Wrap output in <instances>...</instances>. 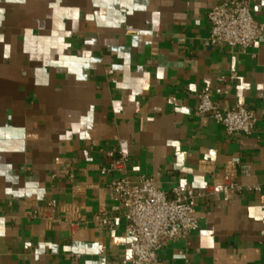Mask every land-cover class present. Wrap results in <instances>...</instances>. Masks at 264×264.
Wrapping results in <instances>:
<instances>
[{
	"label": "crops",
	"instance_id": "crops-1",
	"mask_svg": "<svg viewBox=\"0 0 264 264\" xmlns=\"http://www.w3.org/2000/svg\"><path fill=\"white\" fill-rule=\"evenodd\" d=\"M217 1L0 0V264H121L124 220L91 222L116 214L110 150L132 181L200 194L198 230L163 264H264V35L204 47ZM248 2L264 22V0ZM203 89L253 110L254 131L196 117ZM225 177L259 190L224 191Z\"/></svg>",
	"mask_w": 264,
	"mask_h": 264
},
{
	"label": "built area",
	"instance_id": "built-area-1",
	"mask_svg": "<svg viewBox=\"0 0 264 264\" xmlns=\"http://www.w3.org/2000/svg\"><path fill=\"white\" fill-rule=\"evenodd\" d=\"M209 26L203 40L206 48L227 47L229 50H245L264 35V22L256 21L251 13L248 0H219L206 13ZM126 34L138 35L137 29L125 26ZM151 43V38L144 40ZM111 75L112 70H106ZM194 114L198 118L209 116L223 128L225 135H249L255 128L253 110L242 104H220L213 100L207 90L197 94ZM109 162L102 168L105 173H116L107 184L108 197L117 208L116 214L103 211L95 214L91 222L95 226H110L111 221L120 217L124 220L125 232L130 236L126 242L128 255L121 264H163L159 250L168 242L185 240L198 230L195 216V201L199 193L190 188L181 191L177 185L167 194L148 177L140 175L135 181L125 173V158L114 150L107 151ZM247 172V166H241ZM221 189L240 193L244 190L258 191L259 186H242L232 178L225 177ZM54 204L50 200L31 216H43Z\"/></svg>",
	"mask_w": 264,
	"mask_h": 264
}]
</instances>
